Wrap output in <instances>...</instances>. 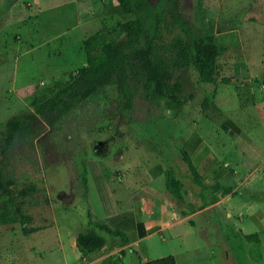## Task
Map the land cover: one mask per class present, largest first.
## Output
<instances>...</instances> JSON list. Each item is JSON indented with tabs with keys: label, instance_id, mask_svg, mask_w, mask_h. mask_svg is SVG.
Listing matches in <instances>:
<instances>
[{
	"label": "rangeland",
	"instance_id": "1",
	"mask_svg": "<svg viewBox=\"0 0 264 264\" xmlns=\"http://www.w3.org/2000/svg\"><path fill=\"white\" fill-rule=\"evenodd\" d=\"M148 2L144 27L149 40L157 26L155 16L162 18L155 46L163 56L170 53L163 48L176 39L212 38L221 50L217 82L227 78L234 83L240 77L237 72L252 78L259 73L253 65L263 62L264 67V0ZM122 16L116 0H0V206L12 197V209L31 217L24 227L36 229L24 235L21 223L0 225V264H67L58 253L61 241L72 246L77 235L91 227L86 161L101 162L105 153L119 156L137 148L157 152L168 134L169 111L179 112L184 125L203 117L215 120L226 105L225 100L214 101V85L199 83L195 68L188 66L174 69L168 79L182 87L177 95L185 102L178 109L169 99L147 100L138 84L129 108L110 85L68 112L38 114L32 100L85 65L83 40L103 31L127 41L118 31ZM145 41L140 38L136 46L144 47ZM10 122L18 123L20 131L8 144ZM32 186L35 190L28 191ZM211 249L202 248L206 254ZM216 251L208 264H264L243 240ZM177 264L186 262L178 258Z\"/></svg>",
	"mask_w": 264,
	"mask_h": 264
},
{
	"label": "crops",
	"instance_id": "2",
	"mask_svg": "<svg viewBox=\"0 0 264 264\" xmlns=\"http://www.w3.org/2000/svg\"><path fill=\"white\" fill-rule=\"evenodd\" d=\"M254 66L258 76L241 77L237 72L238 81L213 84L214 101L226 102L217 119L203 117L181 125L179 112L169 111L168 134L157 152L137 148L119 156L105 153L101 162L86 161L89 220L123 237L102 233L105 245L85 257L75 241L72 246L61 241L62 261L144 264L173 256L176 264L178 258L186 264H208L218 246L240 245L252 234L259 241L247 242L248 248L264 258V67L263 62ZM182 151L199 183L194 182ZM170 169L183 185L182 199L167 191ZM212 198L215 201L209 203ZM203 246L213 250L206 254ZM247 256L252 259V253ZM224 257L228 261L226 253Z\"/></svg>",
	"mask_w": 264,
	"mask_h": 264
},
{
	"label": "trees",
	"instance_id": "3",
	"mask_svg": "<svg viewBox=\"0 0 264 264\" xmlns=\"http://www.w3.org/2000/svg\"><path fill=\"white\" fill-rule=\"evenodd\" d=\"M116 1L123 15V23L118 25V31L125 35L127 41L120 42L116 37H111L103 31L96 32L83 40L85 65L69 74L66 80L55 82L41 98L32 100L31 106L38 114L52 111L68 112L75 103L92 97L100 89L110 85H115L125 99L127 108L130 107V97L137 92L138 84L147 100L169 99L174 101L176 108H180L185 102L181 96L177 95L182 92V87L177 83L170 84L168 79L174 69L181 70L188 66L195 68L199 83L203 85L217 83V60L221 50L212 38L195 42L176 39L170 46L163 48L170 51L169 56H163L155 46V41L160 36L157 26L162 18L155 16L157 26L153 29V37L149 40L148 31L144 27V21L147 20L150 9L148 0ZM140 38H145L146 41L144 47L138 48L136 42H139ZM230 82V79H221L222 84ZM261 85L264 90V78L261 80ZM206 104L207 100H204L203 107ZM19 131L18 123L8 124V144L12 143ZM181 155L189 167L194 182L199 183L200 177L188 155L184 151ZM182 186L173 171L168 170L167 191L174 197L182 199ZM217 189L220 188H215ZM34 190L35 186L28 189V191ZM214 201L215 198H212L209 203ZM12 205L13 198L9 197L5 206H0V225L21 223L24 235L36 232V229L24 227L31 222V217L20 208L13 210ZM90 223L91 227L87 231L80 232L75 240L78 251L84 257L102 249L105 245L103 234L123 237L121 233L110 230L105 224L93 221ZM245 240L248 243H257L259 238L257 234H252L245 236ZM144 264H176V260L173 256H166Z\"/></svg>",
	"mask_w": 264,
	"mask_h": 264
}]
</instances>
